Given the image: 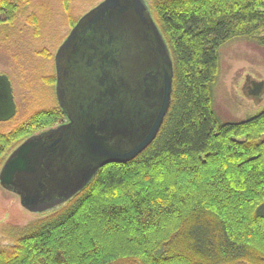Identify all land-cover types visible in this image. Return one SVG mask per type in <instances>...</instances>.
<instances>
[{
    "label": "trees",
    "instance_id": "trees-1",
    "mask_svg": "<svg viewBox=\"0 0 264 264\" xmlns=\"http://www.w3.org/2000/svg\"><path fill=\"white\" fill-rule=\"evenodd\" d=\"M152 6L173 65L157 136L134 158L102 165L62 207L11 229L0 264H264V109L224 122L213 108L220 47L235 37L264 46V0ZM17 9L0 0V23ZM63 116L42 109L0 134V159Z\"/></svg>",
    "mask_w": 264,
    "mask_h": 264
},
{
    "label": "water",
    "instance_id": "water-1",
    "mask_svg": "<svg viewBox=\"0 0 264 264\" xmlns=\"http://www.w3.org/2000/svg\"><path fill=\"white\" fill-rule=\"evenodd\" d=\"M131 2L147 21L145 2ZM129 6L123 0H103L82 17L61 47V51L72 49L70 68L81 79L71 80L70 88L61 79L59 96L75 91L74 100L80 101L77 112H84L78 117L87 119L67 136V126H60L29 137L6 162L1 183L8 189L17 186L19 175L26 181H39L40 186H36L42 190V177L52 174L60 187L41 200L36 192L24 197L21 202L26 207L71 198L102 165L134 158L157 136L172 99V57L161 32L152 23L158 45L154 65L148 70L142 66L135 69L127 62V71H121L125 67L118 71L124 62L117 52L123 51L121 43L129 34L116 20ZM249 82L246 87L252 94L263 93V81ZM16 111L11 81L0 73V121L11 119Z\"/></svg>",
    "mask_w": 264,
    "mask_h": 264
},
{
    "label": "rangeland",
    "instance_id": "rangeland-1",
    "mask_svg": "<svg viewBox=\"0 0 264 264\" xmlns=\"http://www.w3.org/2000/svg\"><path fill=\"white\" fill-rule=\"evenodd\" d=\"M13 1L18 5L14 21L0 23V73L11 81L17 111L11 119L0 121V134L14 131L39 110L61 109L56 55L78 20L103 0ZM144 1L160 25L153 0ZM250 80L264 82V46L256 38L229 39L220 47L219 73L213 85V108L222 121L245 120L264 109V91L261 95L252 94L246 87ZM58 125L43 128L29 137ZM29 137L14 142L0 159V249L15 244L11 229L23 227L70 200L30 208L21 202L19 192L1 183L6 162ZM112 264L141 263L122 259Z\"/></svg>",
    "mask_w": 264,
    "mask_h": 264
},
{
    "label": "flooded vegetation",
    "instance_id": "flooded-vegetation-1",
    "mask_svg": "<svg viewBox=\"0 0 264 264\" xmlns=\"http://www.w3.org/2000/svg\"><path fill=\"white\" fill-rule=\"evenodd\" d=\"M123 1L130 3V6L116 21L118 25L121 26V28L123 29V32L129 34V36L128 37L126 36L127 38H124L123 43H121L123 51L117 52V57L119 56L120 60L124 62V65H121V68H119L118 71H120L122 67H125L121 71L126 72L127 71L126 66H128L127 62H129L130 64L128 67L138 69V67L142 66L145 67L144 69L148 70L150 67L154 65L153 60L156 61L157 59L155 58L156 56H158L156 52L158 46L156 44L157 37L154 34V27L151 24L155 23L160 32L161 29L158 23L153 18L150 7L146 4L144 0L143 1L147 6V11L144 14V16L146 17V19H148L147 21L144 20V18L139 14L138 11L139 8L135 7L134 2H131V0H123ZM80 20H78V22L75 24L73 29L80 22ZM124 48L126 49L125 54H124ZM60 49L56 55L57 91L59 90V86H60L59 84L61 79H63L62 81L66 83L65 86L66 88L71 87L72 85L71 80L78 81L79 78L81 79V77L79 75H76L73 72V70L70 68V59L71 58L72 60L74 59L72 49L71 48L65 49L63 51H61ZM74 94L75 91H70L67 92L66 96L60 97L58 93L59 105L64 113V117L66 118V121L61 122L58 126L54 128H58L60 126L62 127L67 126L66 131L64 133L66 136L76 132L80 126V122L82 120L87 119V118L81 119L80 117H78L84 112L83 113L77 112L78 109L77 107H80V101L74 100ZM16 180L17 181L20 180V182H18L17 186H14V188H12L11 190H15L19 192L21 194L22 199L36 192L39 195V199L41 200L51 194L53 195L54 192H51V190L55 189L58 191L60 189V187L57 185L58 183L56 184L55 183L56 181L53 180L52 174H50L49 177H45V178L42 177V183L44 184L42 190L37 188V186H40L39 181H33V180L26 181L25 177L20 175L18 176V178H16Z\"/></svg>",
    "mask_w": 264,
    "mask_h": 264
}]
</instances>
